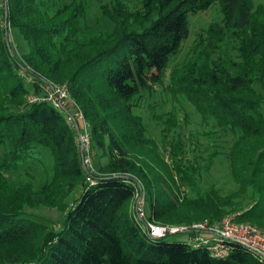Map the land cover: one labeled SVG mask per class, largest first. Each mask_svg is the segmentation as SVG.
I'll use <instances>...</instances> for the list:
<instances>
[{"label": "trees", "instance_id": "1", "mask_svg": "<svg viewBox=\"0 0 264 264\" xmlns=\"http://www.w3.org/2000/svg\"><path fill=\"white\" fill-rule=\"evenodd\" d=\"M86 1L93 0H0V264H262L237 243L216 258L204 247L152 238L130 203L140 192L158 223L218 224L234 215L264 231V3L138 0L132 9L97 0L87 25ZM212 6L220 23L171 67L168 91L208 126L206 170L226 156L225 187L204 186L197 155L186 160L178 136L167 140V163L133 112L142 91L163 84L188 38L189 15ZM46 85L67 87L95 168L82 167L74 109L27 101ZM170 113L163 141L177 125ZM39 207L63 213L56 229L27 212Z\"/></svg>", "mask_w": 264, "mask_h": 264}, {"label": "rangeland", "instance_id": "2", "mask_svg": "<svg viewBox=\"0 0 264 264\" xmlns=\"http://www.w3.org/2000/svg\"><path fill=\"white\" fill-rule=\"evenodd\" d=\"M95 1V2H94ZM96 1H86V10L84 22L87 25H93L98 15L96 9ZM127 7L135 9L138 0H124ZM254 5L263 4L264 0H253ZM221 14L216 6H212L205 13L196 15H189V35L188 38L182 43L179 52L171 58L164 82L162 85H155L150 90L142 91L138 97L140 106L134 108L135 113L139 114L143 122L146 125V136L157 145L159 155L169 163V143L168 138L172 135L178 136L180 144L185 151V158L191 162L193 160L192 152L197 155V161L201 167L202 176L205 180V185H214L216 187L228 186L230 177L228 175L229 169L227 164V158L224 154H219L214 158L212 163L206 170L205 165L208 159V152L205 150L207 147V139L204 133L208 130V126L202 123L199 114L194 107L185 99L177 97L168 91L169 79L168 73L174 64L181 63L190 46H192L199 36L204 33L206 28L212 24L220 23ZM173 112L177 120V125L173 127L166 137V141H163L161 129L165 128L168 114ZM176 130V132H175ZM193 150V151H192ZM183 151V152H184ZM96 152L93 151L91 155V167L95 168L94 161L96 159ZM185 160V161H186ZM170 164V163H169ZM156 170H159L158 168ZM201 179V180H203ZM225 182V183H224ZM179 193L182 190L179 188ZM141 195V196H140ZM180 195V194H179ZM143 197L142 201L145 205V211L148 212L147 202L145 197L137 192L133 197L130 205L134 206V203L138 201V197ZM30 215L38 218L40 221L47 222L53 229H56L61 222L63 213L56 208L39 207L33 209H27ZM222 220V219H221ZM161 223V222H159ZM219 223V222H218ZM165 240L169 242L186 243L188 240L187 233L171 234L165 237Z\"/></svg>", "mask_w": 264, "mask_h": 264}, {"label": "built area", "instance_id": "3", "mask_svg": "<svg viewBox=\"0 0 264 264\" xmlns=\"http://www.w3.org/2000/svg\"><path fill=\"white\" fill-rule=\"evenodd\" d=\"M44 95L29 94L27 101L50 102L58 109L72 108L73 114L70 120L77 119L81 122L78 141L83 143V162L91 167L90 137L87 124L82 113L77 109L75 102L70 98L65 85H46ZM141 196V195H140ZM138 197L134 203V216L141 222V227L152 238H164L171 234L187 233V243L194 247H204L213 257L223 258L229 250V243H237L248 249L255 258L264 264V231L247 222L235 221L234 215H227L218 224H210L208 221H199L189 224H163L148 219L145 211L143 197Z\"/></svg>", "mask_w": 264, "mask_h": 264}, {"label": "water", "instance_id": "4", "mask_svg": "<svg viewBox=\"0 0 264 264\" xmlns=\"http://www.w3.org/2000/svg\"><path fill=\"white\" fill-rule=\"evenodd\" d=\"M3 27H4V30H5V33H4L5 42H6V45L8 47V50L10 51L9 40H8V31H7V9H6V6L4 7ZM74 126H75L76 134H77V136H79L80 135V130L77 127L76 124H74ZM79 152H80L81 159H82V167L86 171V166H85V164L83 162L84 155H83V143H82V141H79Z\"/></svg>", "mask_w": 264, "mask_h": 264}]
</instances>
